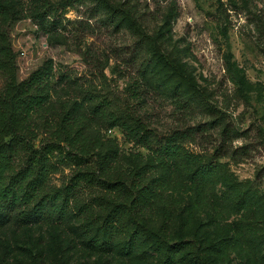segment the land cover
<instances>
[{
	"label": "rangeland",
	"instance_id": "rangeland-1",
	"mask_svg": "<svg viewBox=\"0 0 264 264\" xmlns=\"http://www.w3.org/2000/svg\"><path fill=\"white\" fill-rule=\"evenodd\" d=\"M5 1L20 11L6 27L18 80L53 65L36 146L54 141L56 121L79 102L88 153L116 152L109 168L95 170L68 160L80 153L63 143L50 189L95 170L78 201L127 208L130 198L107 186H130L152 153L128 138L124 122L171 137L199 163L180 162L153 205L125 214L127 233L109 250L88 245L86 218L71 211L60 222L0 225V264H264V0ZM102 103L104 118L93 114ZM211 162L217 174L194 182ZM162 173L148 170L145 183ZM182 241L186 249H175Z\"/></svg>",
	"mask_w": 264,
	"mask_h": 264
},
{
	"label": "trees",
	"instance_id": "trees-1",
	"mask_svg": "<svg viewBox=\"0 0 264 264\" xmlns=\"http://www.w3.org/2000/svg\"><path fill=\"white\" fill-rule=\"evenodd\" d=\"M19 13L11 3L0 0V225L12 220L19 226L40 221L60 222L72 211L74 215L86 218L83 227L88 234V245L107 251L116 237L127 233L128 227L122 217L129 211L139 213L147 210L169 185L167 174L178 170L180 162L198 164L199 157L172 142L171 137L155 135L142 124L131 126L124 122L121 125L128 138L152 153L145 166L137 165L134 168L130 186L117 182L107 186L117 194L120 192L128 196V207L109 202V206L103 208L106 200L101 199L80 203L77 196L83 184L96 180L95 170L109 168L116 159V152L103 155L88 153L82 129V121L86 118L81 114L84 105L79 102L70 109L65 108L61 118L56 121L52 130L54 141L36 146L35 119L47 109L51 99L53 65L46 62L25 80H18L17 55L6 27L19 19ZM93 114L101 118L106 116L103 103L93 109ZM119 124L117 120L111 123L110 128ZM63 143L72 147L76 144L80 153H67L68 160L76 166L95 170L79 172L64 187L50 189L51 176L58 171L55 154L63 152ZM156 168H161L164 174L145 183L148 170ZM219 169L218 162L203 164L193 172L191 178L194 182H207ZM96 208L101 215H94ZM91 216L97 217L90 219ZM95 226L97 228L93 232ZM155 239L156 251L161 253L163 243L156 236ZM187 245L188 242L182 241L175 249H186ZM160 264H176V261L170 257Z\"/></svg>",
	"mask_w": 264,
	"mask_h": 264
}]
</instances>
